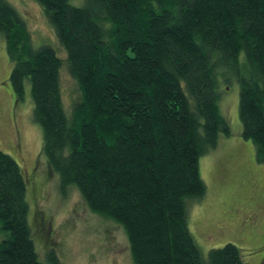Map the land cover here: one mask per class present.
<instances>
[{
  "label": "trees",
  "instance_id": "16d2710c",
  "mask_svg": "<svg viewBox=\"0 0 264 264\" xmlns=\"http://www.w3.org/2000/svg\"><path fill=\"white\" fill-rule=\"evenodd\" d=\"M36 1L66 66L53 47L33 45L8 0L0 38L17 102L30 82L61 190L76 188L93 214L124 229L133 264H245L233 244L202 254L187 203L207 192L201 157L232 135L219 78L238 81L242 136L264 165V0ZM61 70L77 89L70 112ZM27 183L0 149V264H63L55 251L39 257Z\"/></svg>",
  "mask_w": 264,
  "mask_h": 264
},
{
  "label": "rangeland",
  "instance_id": "374dc122",
  "mask_svg": "<svg viewBox=\"0 0 264 264\" xmlns=\"http://www.w3.org/2000/svg\"><path fill=\"white\" fill-rule=\"evenodd\" d=\"M8 1L26 20L33 45L53 47L66 66V51L40 4L36 0ZM71 4L80 7L84 0H71ZM11 70L7 42L1 36L0 149L18 162L28 182L29 223L31 220L39 257L45 263L47 253L55 251L63 264H133L124 229L93 214L76 188L61 190L43 153L44 134L34 120L30 82L17 102ZM60 74L69 111L77 89L67 72L61 70ZM219 83L221 114L232 135H221L217 147L200 159L207 192L202 200L187 203L188 226L204 256L233 244L245 264H264V165L256 160L254 144L242 136L238 81L219 78Z\"/></svg>",
  "mask_w": 264,
  "mask_h": 264
}]
</instances>
